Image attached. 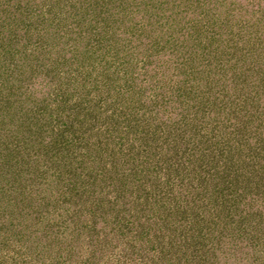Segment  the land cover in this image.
Returning <instances> with one entry per match:
<instances>
[{
  "label": "trees",
  "instance_id": "obj_1",
  "mask_svg": "<svg viewBox=\"0 0 264 264\" xmlns=\"http://www.w3.org/2000/svg\"><path fill=\"white\" fill-rule=\"evenodd\" d=\"M169 43L184 49L186 61L177 74H190L189 81L203 82L206 90L211 81L200 73L210 64L230 75L235 68L223 83L239 94L243 87L251 91L237 112L248 102L250 110L258 109L264 94V0H0V264L16 245L55 259L71 256L75 244L87 239L96 251L112 241V222L140 211L131 200L119 205L134 192L106 171L116 152L103 150L107 142L93 130L86 100L104 86H122L115 62L145 52L148 64L169 67L177 56ZM122 70L131 75L135 69ZM97 76L102 83L96 86ZM236 121L247 126L253 118L244 112ZM228 157L210 184V211L217 210L219 222L209 224L233 244L240 234L261 235L262 222L255 216L234 219L224 199L217 203L234 169ZM99 220L112 225L99 229L103 235L94 230ZM83 224L85 231L77 230Z\"/></svg>",
  "mask_w": 264,
  "mask_h": 264
},
{
  "label": "rangeland",
  "instance_id": "obj_2",
  "mask_svg": "<svg viewBox=\"0 0 264 264\" xmlns=\"http://www.w3.org/2000/svg\"><path fill=\"white\" fill-rule=\"evenodd\" d=\"M171 45L177 56L170 58L169 67L148 64L145 52L115 62L120 75L116 83L122 86H115V91L105 86L99 92L91 89L95 92L86 100L93 111L94 132L108 143L103 150L116 152L105 162L106 171L116 173L127 184L124 190L134 192L120 198L119 205L125 207L131 200L140 211L128 206L132 215L112 222V241L96 251L87 239L75 244L71 256L64 253L55 259L16 245L2 256L5 264H264V94L260 93L258 109L250 110L248 102L238 113L250 90L243 87L239 94L223 83L235 68L230 75L226 68L210 64L200 73L211 81L205 90L203 82L189 81L190 74H177L186 61L184 49L179 43ZM125 65L135 69L131 75H125ZM94 82L102 83L98 76ZM251 87L256 90V85ZM244 112L253 121L238 126L236 120ZM227 157L234 169L217 203L224 199L234 219L255 216V222H262L261 235L240 234L233 244L228 235L220 234L219 241L209 224L219 222L217 210L210 211V184ZM106 220H99L94 230L112 226L107 227ZM77 230L85 231L84 224Z\"/></svg>",
  "mask_w": 264,
  "mask_h": 264
}]
</instances>
